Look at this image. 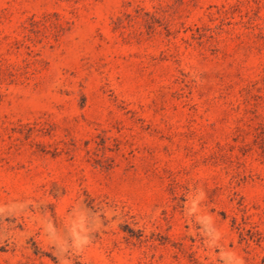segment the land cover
<instances>
[{"label": "rangeland", "instance_id": "1", "mask_svg": "<svg viewBox=\"0 0 264 264\" xmlns=\"http://www.w3.org/2000/svg\"><path fill=\"white\" fill-rule=\"evenodd\" d=\"M0 264H264V0H0Z\"/></svg>", "mask_w": 264, "mask_h": 264}]
</instances>
